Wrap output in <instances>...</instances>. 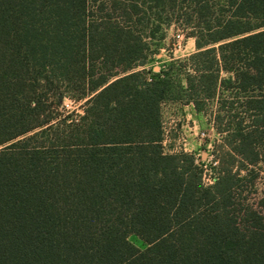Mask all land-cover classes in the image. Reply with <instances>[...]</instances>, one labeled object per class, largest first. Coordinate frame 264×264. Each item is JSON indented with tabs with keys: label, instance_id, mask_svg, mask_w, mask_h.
Returning a JSON list of instances; mask_svg holds the SVG:
<instances>
[{
	"label": "trees",
	"instance_id": "16d2710c",
	"mask_svg": "<svg viewBox=\"0 0 264 264\" xmlns=\"http://www.w3.org/2000/svg\"><path fill=\"white\" fill-rule=\"evenodd\" d=\"M174 23L195 52L147 69ZM170 101L230 148L210 187L163 151ZM258 166L264 0H0V264H264Z\"/></svg>",
	"mask_w": 264,
	"mask_h": 264
},
{
	"label": "rangeland",
	"instance_id": "374dc122",
	"mask_svg": "<svg viewBox=\"0 0 264 264\" xmlns=\"http://www.w3.org/2000/svg\"><path fill=\"white\" fill-rule=\"evenodd\" d=\"M189 31L177 23L163 26L161 39L159 38L155 42L156 46L153 47L157 49L156 54L149 60L146 68H152L158 72L169 61L183 59L194 53L195 40L187 37ZM65 106L67 110H73L78 115L83 113V102L72 104L66 100ZM162 122V148L166 154L189 153L194 155L200 168L206 170V175L214 173L220 176L222 174V166L214 165L215 152L223 157L230 153V148L207 117L196 113L192 105L170 101L162 106ZM238 194H240V200L246 201L252 207H257L264 198L262 166L254 168L248 179L241 183ZM129 241L139 249L143 250L147 247V244L135 235L130 236Z\"/></svg>",
	"mask_w": 264,
	"mask_h": 264
},
{
	"label": "built area",
	"instance_id": "2783aa9c",
	"mask_svg": "<svg viewBox=\"0 0 264 264\" xmlns=\"http://www.w3.org/2000/svg\"><path fill=\"white\" fill-rule=\"evenodd\" d=\"M218 163L215 162L214 165H217ZM203 170V184L205 187H210L212 186L218 179V175L217 174H209L206 175V170L201 168ZM206 180H208V182H206Z\"/></svg>",
	"mask_w": 264,
	"mask_h": 264
}]
</instances>
